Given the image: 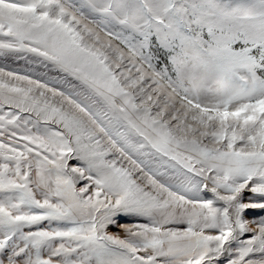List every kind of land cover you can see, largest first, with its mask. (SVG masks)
<instances>
[{"label":"snow or ice","instance_id":"obj_1","mask_svg":"<svg viewBox=\"0 0 264 264\" xmlns=\"http://www.w3.org/2000/svg\"><path fill=\"white\" fill-rule=\"evenodd\" d=\"M0 264H264V0H0Z\"/></svg>","mask_w":264,"mask_h":264}]
</instances>
